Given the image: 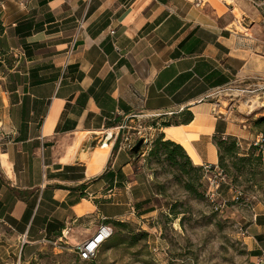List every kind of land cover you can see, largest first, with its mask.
<instances>
[{"label":"crops","instance_id":"1","mask_svg":"<svg viewBox=\"0 0 264 264\" xmlns=\"http://www.w3.org/2000/svg\"><path fill=\"white\" fill-rule=\"evenodd\" d=\"M216 2L221 9L209 0H0V226L25 260L47 243L74 250L100 223L150 212V174L142 154L114 138L119 122L155 125L201 166L218 164L214 136L246 150L259 139L248 120L264 110L230 103L211 112L204 101L232 84L264 89V0ZM184 110L190 122L159 124ZM111 131L95 172L90 152L72 159L78 134H96L97 146ZM242 235L264 264V212Z\"/></svg>","mask_w":264,"mask_h":264},{"label":"rangeland","instance_id":"2","mask_svg":"<svg viewBox=\"0 0 264 264\" xmlns=\"http://www.w3.org/2000/svg\"><path fill=\"white\" fill-rule=\"evenodd\" d=\"M209 1L219 4L216 0ZM217 6L222 8L220 4ZM259 6L261 7H256L263 8L264 16V5ZM239 7L250 10L249 5ZM256 21L258 22L257 19ZM244 23H248L247 18ZM259 23L264 24L262 20H259ZM258 33L259 37L264 35V28L259 29ZM256 88L228 85L211 93L204 102L209 104L211 112L226 113L225 109L230 103L235 104L233 109L239 113L263 111L264 106L257 101L254 103V100L256 97L263 99L264 89ZM251 104L254 109L249 107ZM184 118L185 115L182 114L180 119L166 118L164 121L171 123ZM256 118L248 120L253 132H258L254 125ZM162 122L159 121V124ZM119 124H123L124 129L118 131ZM143 126L138 120L133 123L119 122L113 130L116 132L114 138L121 136L122 141L129 146L126 140L128 137L134 140L135 144L140 138L137 139L134 133L137 128L143 130ZM154 128L143 130L149 139L142 143L137 153L142 154L144 161H139V166L149 172L153 189V196L149 200L152 206L147 215L141 217L143 212L140 210L132 221L116 220L126 226L115 225L114 221L108 223L113 234L91 261L79 260L75 251L64 247L62 243H47L25 260L19 239L9 229L0 226V264H259L250 259L242 233L256 212H264V165L260 162L248 163L239 160V157L247 154L252 156L255 151L251 150L250 146L255 144L256 140L247 150L237 147L233 154H223V169L229 185L221 183L215 188L208 183L207 177L211 174H206L202 166L195 164L191 159L192 165L200 169L182 164L179 162L181 159H177L178 162H169L165 157L167 150L154 143L161 135L155 125ZM113 131L97 146V135L88 134L94 138L89 145L92 146L91 149H87L91 153V157L86 161L90 172H95L96 166L101 162L95 161L104 155L100 150L104 149L107 153L104 157H107L112 149L110 142ZM78 136V143H75L72 150V159L79 150L81 158L85 159L87 150L82 149L81 145L87 135ZM260 136L263 137L262 134ZM235 140L237 142L236 138ZM186 182L189 189L186 188ZM229 186L232 188L231 192L228 191Z\"/></svg>","mask_w":264,"mask_h":264},{"label":"trees","instance_id":"3","mask_svg":"<svg viewBox=\"0 0 264 264\" xmlns=\"http://www.w3.org/2000/svg\"><path fill=\"white\" fill-rule=\"evenodd\" d=\"M3 32V26L0 22V34ZM183 115H185V118L183 120H181L183 123H188L192 120L193 115L190 111L188 110H184ZM170 122L167 121H163L161 123L162 126H166V125H170ZM254 125L258 128V132L260 134L263 135L264 137V114L260 115L259 117H257L254 121ZM229 141V143L227 145L226 142ZM156 146H162V148H164L165 150H167L166 154V159L170 160L169 162H178L176 161L177 159H181L182 164H186L188 166H190L191 168H199L200 167H194V165H192L191 161H190V157L187 154L186 150L184 149V147L176 142H173L171 140H165L163 134H161L159 137H157L154 141ZM213 143L215 144L216 148H217V154H218V166L223 170V172L225 173L223 167V154L225 155H231L233 154V152H235L236 148L238 147L237 142L235 140V138L233 136H214L213 137ZM251 150H254L255 152L252 153V156L250 154H247L246 156H241L239 157V160L244 162V161H248V163H262V157L264 155V142L262 143L261 146L259 145H251L250 146ZM203 170V166L201 167ZM204 171V170H203ZM226 174V173H225ZM186 188L189 189V185L186 182ZM115 225H120V226H126L125 223L116 221V220H107L104 223H110L113 222ZM106 223V224H107ZM146 234V233H144Z\"/></svg>","mask_w":264,"mask_h":264},{"label":"built area","instance_id":"4","mask_svg":"<svg viewBox=\"0 0 264 264\" xmlns=\"http://www.w3.org/2000/svg\"><path fill=\"white\" fill-rule=\"evenodd\" d=\"M120 129H124L123 124L118 125V131ZM144 129L146 128L144 127L143 130ZM143 130L137 128L134 135L137 137V139L142 138L143 143H146L149 138L146 132L143 133ZM126 140L129 142V148H131L134 145V140H130L128 137L126 138ZM263 142H264V137L260 136L259 139L255 142V144L261 146ZM262 163L264 165V155L262 157ZM203 170L206 174L208 173L211 174L208 175L207 179L209 185L212 187L214 186L215 188H217L219 184L225 183L227 181L226 174L218 165H210V164L203 165ZM211 196H213V193L211 194ZM62 232L64 234V231ZM243 233H245V231H243ZM112 234H113V230L109 224L100 223L96 231L93 233V235H91L86 240L74 246V251L77 254L79 260L82 261L93 260L96 257L100 247L112 236ZM263 256H264V251H263Z\"/></svg>","mask_w":264,"mask_h":264},{"label":"water","instance_id":"5","mask_svg":"<svg viewBox=\"0 0 264 264\" xmlns=\"http://www.w3.org/2000/svg\"><path fill=\"white\" fill-rule=\"evenodd\" d=\"M94 140V138L92 137V135H87L86 138L84 139L82 145H81V148L82 149H91L92 146H89L91 145V142ZM143 143V139L140 138L132 147H131V152H133L134 154H137L139 152V149L141 147ZM88 147V148H87ZM88 151V150H87Z\"/></svg>","mask_w":264,"mask_h":264},{"label":"bare ground","instance_id":"6","mask_svg":"<svg viewBox=\"0 0 264 264\" xmlns=\"http://www.w3.org/2000/svg\"><path fill=\"white\" fill-rule=\"evenodd\" d=\"M256 101L259 102V104H260L261 106H264V97H263V99H261L260 97H256L255 100H254V103H255ZM254 103H253V105H254ZM251 105H252V104H251ZM253 105H252V106H249V107L251 108V107H253ZM252 109H254V107H253ZM109 133H110V132H109ZM100 151H104V155H103V156L101 155V157H99V159L102 160L103 157H104L107 153H106V151H105L104 149H102V150H100ZM99 155H100V153H99Z\"/></svg>","mask_w":264,"mask_h":264}]
</instances>
